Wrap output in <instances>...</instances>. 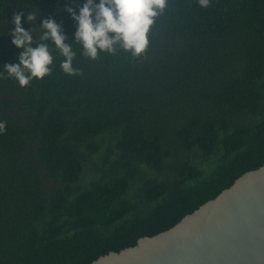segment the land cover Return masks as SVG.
<instances>
[{"label": "trees", "instance_id": "16d2710c", "mask_svg": "<svg viewBox=\"0 0 264 264\" xmlns=\"http://www.w3.org/2000/svg\"><path fill=\"white\" fill-rule=\"evenodd\" d=\"M85 3L0 0V264H87L167 229L264 160V0H167L146 54L117 44L95 60L67 11ZM22 10L31 46L54 58L26 87L4 72L23 51L9 34ZM45 19L78 74L41 41Z\"/></svg>", "mask_w": 264, "mask_h": 264}, {"label": "water", "instance_id": "95a60500", "mask_svg": "<svg viewBox=\"0 0 264 264\" xmlns=\"http://www.w3.org/2000/svg\"><path fill=\"white\" fill-rule=\"evenodd\" d=\"M87 264H264V160L167 229Z\"/></svg>", "mask_w": 264, "mask_h": 264}, {"label": "clouds", "instance_id": "9594fccd", "mask_svg": "<svg viewBox=\"0 0 264 264\" xmlns=\"http://www.w3.org/2000/svg\"><path fill=\"white\" fill-rule=\"evenodd\" d=\"M201 7H208L210 0H197ZM167 0H100L94 4V0H86L76 15L72 8L67 11L73 13L77 21L76 40L82 44L83 54L89 59H97L99 51L115 52V45L119 44L125 51H129L134 58L146 54L149 39L148 34L155 18L163 12ZM23 10L14 13L11 22L14 27L10 29L12 43L23 49L18 54L19 63H7L4 72L8 78H14L21 87H26L31 80L43 79L51 74L50 65L53 64V55L47 43H40L32 47V30H26L22 26ZM36 15L28 13L26 21L33 23ZM43 32L41 41L54 42L64 59L60 63L62 71L68 75H76L78 69L73 67L75 53L71 46L64 41L66 36L62 34L60 26L51 19L42 21ZM0 78L4 73L0 72ZM6 130V124L0 122V134Z\"/></svg>", "mask_w": 264, "mask_h": 264}]
</instances>
